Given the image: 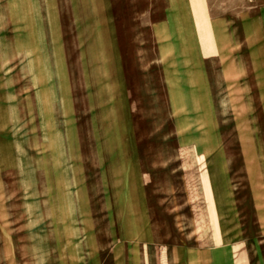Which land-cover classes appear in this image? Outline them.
I'll list each match as a JSON object with an SVG mask.
<instances>
[{
	"label": "rangeland",
	"instance_id": "374dc122",
	"mask_svg": "<svg viewBox=\"0 0 264 264\" xmlns=\"http://www.w3.org/2000/svg\"><path fill=\"white\" fill-rule=\"evenodd\" d=\"M128 4L0 0V264H264V105L172 119ZM235 4L264 49V0Z\"/></svg>",
	"mask_w": 264,
	"mask_h": 264
},
{
	"label": "crops",
	"instance_id": "0c3cea01",
	"mask_svg": "<svg viewBox=\"0 0 264 264\" xmlns=\"http://www.w3.org/2000/svg\"><path fill=\"white\" fill-rule=\"evenodd\" d=\"M125 1L131 10L127 17L133 19L129 23L153 27L151 62L162 65L166 75L172 119L188 112H179V105L198 106L200 114H212L214 120L240 124L259 119L264 49L247 47L235 0ZM163 26L169 29L164 38ZM216 188L221 190L219 182Z\"/></svg>",
	"mask_w": 264,
	"mask_h": 264
}]
</instances>
